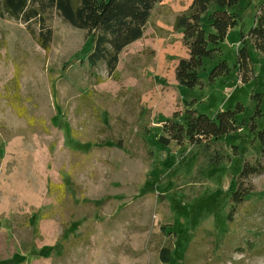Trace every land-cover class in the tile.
Here are the masks:
<instances>
[{
    "label": "rangeland",
    "instance_id": "374dc122",
    "mask_svg": "<svg viewBox=\"0 0 264 264\" xmlns=\"http://www.w3.org/2000/svg\"><path fill=\"white\" fill-rule=\"evenodd\" d=\"M191 1L158 0L111 75L104 61L81 62L86 30L55 8L44 13L47 50L25 23L0 17V264H264V174L238 177L260 158L264 55L247 32L264 0H240L237 24L189 89L175 79L188 50L174 21ZM221 59L229 72L211 80ZM191 100L210 116L242 106L239 127L214 146L219 165L188 142L158 140ZM237 182L249 189L238 204Z\"/></svg>",
    "mask_w": 264,
    "mask_h": 264
},
{
    "label": "trees",
    "instance_id": "16d2710c",
    "mask_svg": "<svg viewBox=\"0 0 264 264\" xmlns=\"http://www.w3.org/2000/svg\"><path fill=\"white\" fill-rule=\"evenodd\" d=\"M157 1L0 0V17H12L25 23L36 43L47 50L52 39V29L45 24L44 13L49 8H55L70 25L86 30L91 47L85 51L81 62L86 61L89 67H94L99 61H104L107 72L111 75L119 52L142 36L151 9ZM239 2L240 0H192L187 10L176 16L174 27L181 31L188 50V56L179 58L175 66L174 74L178 84L192 89L200 83L205 60L216 58L215 55L220 52V44L238 22L236 8ZM32 21L38 23L37 33L30 27ZM247 36L255 49L264 55V1L258 7ZM236 58L239 71L243 73L252 69L246 45L237 50ZM229 69L226 61L221 59L212 66L209 78L214 80L217 76L227 74ZM241 108L238 103L235 109H220L214 116H210L194 108L191 100L181 113L175 111L163 121V134L158 140L164 144L170 141L177 144L188 142L198 150L208 165H219L225 156L214 146L239 127L237 112ZM250 129L255 130L256 125L250 124ZM256 134L260 142V158L254 163L245 161L238 173L239 178L264 174V166L261 164V159L264 161V122ZM248 194L249 189H244L241 182H237L230 197L233 203L238 204ZM170 256L171 252L167 247L160 249L159 258L163 263H168Z\"/></svg>",
    "mask_w": 264,
    "mask_h": 264
}]
</instances>
